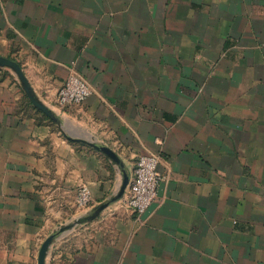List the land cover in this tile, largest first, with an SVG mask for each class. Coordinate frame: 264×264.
<instances>
[{
	"label": "crops",
	"instance_id": "crops-1",
	"mask_svg": "<svg viewBox=\"0 0 264 264\" xmlns=\"http://www.w3.org/2000/svg\"><path fill=\"white\" fill-rule=\"evenodd\" d=\"M0 264H264V0H0ZM70 70L91 87L60 108ZM159 155L146 213L113 197ZM81 186L91 205L76 206Z\"/></svg>",
	"mask_w": 264,
	"mask_h": 264
},
{
	"label": "built area",
	"instance_id": "built-area-1",
	"mask_svg": "<svg viewBox=\"0 0 264 264\" xmlns=\"http://www.w3.org/2000/svg\"><path fill=\"white\" fill-rule=\"evenodd\" d=\"M92 90L88 81L75 71L69 72L67 78L57 91L56 102L60 108L83 103ZM159 155H141L134 168L133 177L129 180L124 205L131 211L142 215L151 207L158 195V189L164 177L158 170ZM76 206L86 209L91 205L88 187L81 186L75 198Z\"/></svg>",
	"mask_w": 264,
	"mask_h": 264
},
{
	"label": "water",
	"instance_id": "water-1",
	"mask_svg": "<svg viewBox=\"0 0 264 264\" xmlns=\"http://www.w3.org/2000/svg\"><path fill=\"white\" fill-rule=\"evenodd\" d=\"M0 67H6L11 69L18 77L22 89L26 93L31 103L36 108L40 109L43 113H45L47 116L54 119V114L52 113V111L48 107L43 105L34 95L27 78L24 76L20 65L16 61L0 56ZM94 147L120 168V171L122 173V181L118 191L113 197L107 199L106 201L100 203L92 209L91 213L87 216L88 220L95 219L110 204L120 200L124 196V193L130 180V175L126 171L121 159L114 151L103 145H95ZM63 231L64 228L60 229L59 232L52 233L43 241L38 251L37 264H45L46 256L48 254L51 244L53 243L54 239Z\"/></svg>",
	"mask_w": 264,
	"mask_h": 264
}]
</instances>
